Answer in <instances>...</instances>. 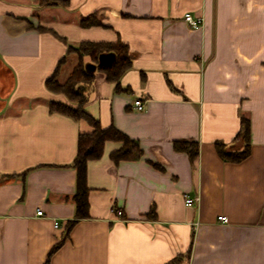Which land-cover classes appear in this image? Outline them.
<instances>
[{
	"label": "crops",
	"instance_id": "obj_1",
	"mask_svg": "<svg viewBox=\"0 0 264 264\" xmlns=\"http://www.w3.org/2000/svg\"><path fill=\"white\" fill-rule=\"evenodd\" d=\"M90 16L101 24H80ZM83 41L127 45L119 89L96 72L84 109L136 140L142 156L114 162L122 142H105L87 162L88 216L66 233L71 163L79 133L92 126L51 112L49 101L66 99L45 80L67 78L78 58L68 48ZM240 116L249 120L250 153L226 161L215 143H232ZM175 140L197 141V156L175 150ZM176 257L264 264V0H0V264Z\"/></svg>",
	"mask_w": 264,
	"mask_h": 264
},
{
	"label": "trees",
	"instance_id": "obj_2",
	"mask_svg": "<svg viewBox=\"0 0 264 264\" xmlns=\"http://www.w3.org/2000/svg\"><path fill=\"white\" fill-rule=\"evenodd\" d=\"M41 4L67 5L69 0H39ZM81 25L101 24L94 16L81 18ZM78 54V62L64 81H59L54 75L45 80V87L52 92L62 94L66 101H49L48 107L51 112H59L74 119H85L91 126L90 132L79 133L77 139V150L71 166L75 168V191L72 201L75 205L74 217L67 221L66 233L79 219L88 216V186H87V162L98 159L103 154V147L107 140H118L122 146L110 153L114 162L120 160H137L142 156V149L136 140L129 138L126 134L113 125L102 127L98 120L89 115L84 104L87 101L86 89L94 80L96 72L102 73L105 78L115 83V89H119L120 76L130 67V57L127 45L123 42H95L83 41L77 47L68 48ZM105 53H112L114 58L105 64H100L99 57ZM95 66V69H87L84 59ZM240 127L231 144L222 142L215 143L217 154L224 160L239 162L250 153L249 120L240 116ZM173 147L177 151L187 153L190 159H194L199 151L198 142L195 140H175ZM53 246L51 252L56 248ZM176 257L167 264H176ZM48 262V260H47ZM47 262L45 264H47Z\"/></svg>",
	"mask_w": 264,
	"mask_h": 264
},
{
	"label": "built area",
	"instance_id": "obj_3",
	"mask_svg": "<svg viewBox=\"0 0 264 264\" xmlns=\"http://www.w3.org/2000/svg\"><path fill=\"white\" fill-rule=\"evenodd\" d=\"M184 20L191 26V27H198L201 23V19L198 17H194L190 12H185L183 14ZM133 106L136 110H143L144 109V103L141 99L137 98L133 102ZM192 202V199L188 196H185V204L190 205ZM37 214L41 215L42 210L38 209ZM217 219L222 222H227L228 218L224 214H220L217 216ZM55 226H58V223L55 222Z\"/></svg>",
	"mask_w": 264,
	"mask_h": 264
},
{
	"label": "water",
	"instance_id": "obj_4",
	"mask_svg": "<svg viewBox=\"0 0 264 264\" xmlns=\"http://www.w3.org/2000/svg\"><path fill=\"white\" fill-rule=\"evenodd\" d=\"M113 58H114V56L112 53H105L99 57V62H100V64L109 63ZM86 68L94 70L95 66L92 63H87Z\"/></svg>",
	"mask_w": 264,
	"mask_h": 264
},
{
	"label": "rangeland",
	"instance_id": "obj_5",
	"mask_svg": "<svg viewBox=\"0 0 264 264\" xmlns=\"http://www.w3.org/2000/svg\"><path fill=\"white\" fill-rule=\"evenodd\" d=\"M72 51H73V50H72ZM73 52H74V51H73ZM75 53H76V52H75ZM76 54H77V53H76ZM77 57H78V54H77ZM77 62H78V58H77L75 64L72 66L70 72L72 71V69L74 68V66L77 64ZM84 62H85V59H84ZM69 74H70V73H69ZM67 77H68V76H67ZM63 79H64V77H63Z\"/></svg>",
	"mask_w": 264,
	"mask_h": 264
}]
</instances>
